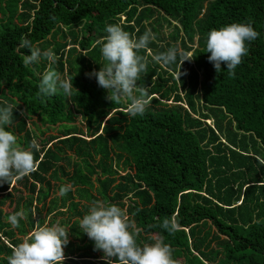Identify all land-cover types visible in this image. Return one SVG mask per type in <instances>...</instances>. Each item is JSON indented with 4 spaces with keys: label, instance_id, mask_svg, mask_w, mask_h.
Masks as SVG:
<instances>
[{
    "label": "trees",
    "instance_id": "1",
    "mask_svg": "<svg viewBox=\"0 0 264 264\" xmlns=\"http://www.w3.org/2000/svg\"><path fill=\"white\" fill-rule=\"evenodd\" d=\"M0 15V108L14 106L6 127L20 147L38 145L37 170L0 185V264L37 224L68 231L63 264H107L79 228L94 200L124 209L138 244L163 239L176 264H264V0H0ZM231 23L260 33L234 75L223 64L217 73L206 53L207 33ZM110 24L155 34L140 53L149 62L137 84L151 98L142 116L125 115L127 104L86 75L105 63ZM21 37L54 51L71 97H37L49 62L25 67ZM174 45L193 58L180 80L179 57L169 70L151 60ZM18 211L27 218L13 228ZM165 218L174 233L158 226Z\"/></svg>",
    "mask_w": 264,
    "mask_h": 264
},
{
    "label": "clouds",
    "instance_id": "2",
    "mask_svg": "<svg viewBox=\"0 0 264 264\" xmlns=\"http://www.w3.org/2000/svg\"><path fill=\"white\" fill-rule=\"evenodd\" d=\"M107 35L103 37L100 53L103 61L99 71L88 73L95 77L98 86L108 91L107 99L118 104H127L125 115L137 117L144 115L150 105L147 88L137 84L141 74L147 72L148 58L140 53L148 49L155 34L146 30L143 35L134 37L118 24H110L105 29ZM260 33L251 24L231 23L219 29H212L206 36V53H210L208 60L213 64L217 73L222 71L221 65H226L229 75L235 74V69L248 54V43L255 41ZM19 48L28 49L30 54L23 55L25 67L39 63L41 60L49 62V68L41 74L37 97L51 98L58 92L71 97L73 94V79L62 77L59 72L51 68L59 59L52 49L41 50L34 46L26 37H21ZM179 57L180 80L181 66L185 61H191V55L177 45L166 51L154 54L151 60L162 68L169 70V66L177 63ZM13 105L0 108V185L8 183L10 188L18 181L37 170V162L31 148L38 150L35 141L29 149L18 145L17 136L6 126L13 124ZM23 115V111L20 113ZM264 165V159H259ZM70 186L62 185L60 196L70 191ZM24 211L15 212L7 217L13 228L20 227V220L26 219ZM169 234L177 230V223L165 218L159 225ZM79 228L94 242V250L102 251L107 264H176L172 259V249L163 239L157 238L154 243H137L140 229L136 226L128 213L116 204L103 200H94L89 205V211L79 220ZM68 231L59 224H37L33 230L11 250L7 257L8 264H63L65 260L64 248L69 243Z\"/></svg>",
    "mask_w": 264,
    "mask_h": 264
},
{
    "label": "rangeland",
    "instance_id": "3",
    "mask_svg": "<svg viewBox=\"0 0 264 264\" xmlns=\"http://www.w3.org/2000/svg\"><path fill=\"white\" fill-rule=\"evenodd\" d=\"M0 17H1V15H0ZM163 30H164V32L169 33V32L172 31V27L165 25V27H164ZM190 54H191V53H190ZM209 122H210V123H213V120L211 119V120H209ZM83 128L86 129V125H85V124H83ZM54 133H56V130H54ZM122 174H125V172L122 171ZM130 195H131V194H130ZM130 195H129V196H130ZM127 199H128V198H125V201H127ZM5 209H6V211H7L8 213H10L11 210H12V207L8 206V204H7V205H5Z\"/></svg>",
    "mask_w": 264,
    "mask_h": 264
}]
</instances>
